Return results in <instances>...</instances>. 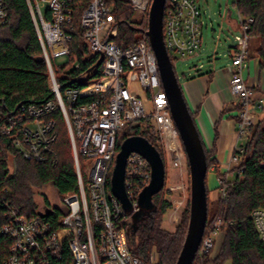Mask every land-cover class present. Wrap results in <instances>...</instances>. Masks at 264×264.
Wrapping results in <instances>:
<instances>
[{"label":"built area","instance_id":"built-area-1","mask_svg":"<svg viewBox=\"0 0 264 264\" xmlns=\"http://www.w3.org/2000/svg\"><path fill=\"white\" fill-rule=\"evenodd\" d=\"M128 1L135 14L149 19L153 0ZM200 1L166 2L164 40L173 67L179 60L199 56L203 30ZM28 2L48 68L53 99L42 105L23 106L14 113H6L0 108V167L5 162V143L17 155L9 157L8 180L17 172V157L38 164L49 162L56 165L58 158L54 146L58 135L57 120L53 116L60 113L69 135L79 190L62 197L68 213L60 228H54L47 219L39 216L27 219L6 199L5 195L10 190L5 185L0 187V202L7 209V221L0 228V233L12 241L4 264H155V258H150L148 263L131 253L127 232L122 226L128 213L111 190L114 161L119 153L118 138L135 121L152 119L160 140L166 142L162 147L167 160L174 167H180L185 160L157 59L146 32L135 44L122 48L117 43V20L108 0H90L79 22L81 37L92 54L104 56L100 67H103L102 76L92 84L63 92L57 83L55 69L66 64L57 66L56 60L70 55L72 37L67 28L72 22L74 0ZM44 4L48 5L45 13ZM8 11V0H0V28L9 21ZM254 21L253 17L244 19L239 15L245 44L235 49L231 56L230 91L238 110L240 140L256 124L257 111L263 105V101L255 99L254 88L245 78L249 67L246 57L250 38L247 33ZM91 74H83L79 79L86 83L84 78ZM133 83L138 84L143 97L130 91L129 85ZM237 161V157H233L232 163ZM89 163L90 173L85 179L84 170ZM151 180L150 163L139 153H132L127 161L125 180L131 203L130 216L139 212V197ZM220 191L224 197L225 187ZM178 209L180 204L175 213ZM172 219L178 221L177 216ZM251 219L264 241V210L254 211ZM222 227V220L217 217L208 233L204 234L198 251L200 257L214 248L215 235Z\"/></svg>","mask_w":264,"mask_h":264},{"label":"trees","instance_id":"trees-1","mask_svg":"<svg viewBox=\"0 0 264 264\" xmlns=\"http://www.w3.org/2000/svg\"><path fill=\"white\" fill-rule=\"evenodd\" d=\"M89 2L90 0H74L72 5V22L67 28L72 37L69 62L64 67L55 69L57 83L63 92L69 88L86 86L87 84L79 78L94 68L100 59L89 51L81 37L79 22ZM234 4L242 18L255 19L247 34L250 39H259L260 46L256 55L264 64V0H237ZM108 6L117 20V43L122 48L135 44L148 30V18L136 20L128 0H108ZM8 10L9 21L0 28V108L6 113H14L23 106L45 104L53 99V94L28 0H8ZM237 48L238 46L235 47ZM246 58L249 60V55ZM76 65H79V68H76ZM102 69L103 67L99 68L91 79L101 78ZM208 74L211 75L212 72ZM179 84L181 85L180 81ZM258 111L257 122L248 130L242 149L235 152L238 161L230 168L232 176L226 179V174H220V166L213 158L214 152H208L204 148L208 166V221L205 232L207 234L212 222L220 217L224 227V239L213 259L197 254L193 264H264V241L261 240L251 219L254 211L264 210V118L261 117V114H264V103ZM191 116L195 121V114L191 112ZM53 117L57 120L58 135L54 146L58 158L56 165L49 162L38 164L17 157V172L8 180L9 157L15 156L16 153L8 143L4 145L7 152H3L5 162L0 167V187L5 185L10 190L5 195L6 199L27 219L38 217L40 209L37 197L43 189L54 188L60 199L79 190L66 124L60 113ZM131 137H142L149 141L158 150L166 165L165 152L160 145L159 134L152 119L131 123L118 138V152L122 143ZM212 170L220 184L222 183L220 188L225 187L226 192L222 197L220 191V197L214 202L209 200L208 188ZM161 193L153 197L151 210L144 209L145 215L140 217L136 213L130 216L127 212V219L122 226L127 232L128 246L134 256L148 263L150 258H156L155 264H176L187 235L190 210L185 211L183 221L175 232L164 229L163 216L168 210V204L158 202ZM44 205L54 211L51 217L46 218L47 221L54 228H60V223L68 212L52 208L47 202ZM6 212L5 205L0 202V228L7 221ZM11 247L12 241L0 233V264H4L9 257Z\"/></svg>","mask_w":264,"mask_h":264},{"label":"water","instance_id":"water-1","mask_svg":"<svg viewBox=\"0 0 264 264\" xmlns=\"http://www.w3.org/2000/svg\"><path fill=\"white\" fill-rule=\"evenodd\" d=\"M167 0H153L148 19L147 36L156 56L160 79L166 92L170 112L187 156L190 171V214L187 235L176 264H193L202 244L208 221V199L206 178L208 173L207 157L200 133L191 116L179 79L168 54L164 40V12ZM44 61V58H42ZM104 56L88 71L84 78L90 81L96 71L102 66ZM81 80V79H79ZM132 153H139L151 165L152 180L150 185L139 197V208L151 210L153 197L160 194L165 186L166 169L164 159L152 144L142 137L126 139L116 156L111 186L114 196L121 202L123 208L130 213L131 203L125 189L126 167ZM54 211L46 206L38 212L41 218H49Z\"/></svg>","mask_w":264,"mask_h":264},{"label":"rangeland","instance_id":"rangeland-1","mask_svg":"<svg viewBox=\"0 0 264 264\" xmlns=\"http://www.w3.org/2000/svg\"><path fill=\"white\" fill-rule=\"evenodd\" d=\"M200 3L203 6L202 2ZM47 8L48 5L44 4V13ZM203 10L206 12V15H204L206 25L202 30V46L199 51V56L189 60H179L174 65L176 75L181 83L186 79V77H188L189 74L197 76L209 72H218L227 68L231 65V55L234 53L235 47L238 46L240 48L245 44V35L242 28L238 26L237 29H234L232 26L229 27L226 22L228 16H231V19L233 20L239 21L237 9L234 6V0H208V4H204L203 6ZM135 19L139 21L142 18L135 14ZM259 42V39L251 38L247 44V49H255L256 55V51L260 46ZM68 62V58H59L56 60V65L60 66L67 64ZM70 68H72V66ZM94 81L95 80L91 79V81H86L85 84H92ZM129 89L134 94H140L138 84L136 83L130 84ZM140 96L143 97L142 93ZM261 117L264 118V114H262ZM242 140L244 141V139ZM163 142L165 141L160 140V145H162ZM180 143L182 144L181 140ZM181 146L183 148V145ZM85 168L83 177L87 179L90 173L91 163H89V167L85 166ZM165 169V186L158 202H166V204H168V210L163 216V228L169 230L170 232H175L176 228L183 221V214L185 211L187 209L190 210V171L186 154L185 160L180 167H174L166 157ZM214 188L215 184L214 186L212 185L211 190ZM172 189L173 191H171ZM219 194L215 200H211V198L209 200L211 202L216 201L220 197ZM37 202L39 209H42L44 203L47 202L52 208H57L64 213L67 211L66 205L62 202V199L59 198L56 190L51 187L42 190L41 195L37 197ZM178 204H180V209H178L175 213L176 208H178ZM137 214L141 217L145 215V210L140 209ZM174 216H177V222H174L172 219ZM214 221L210 227L213 226ZM223 230L224 227H222L215 235L214 248L207 254L210 259H213L220 250L224 239Z\"/></svg>","mask_w":264,"mask_h":264},{"label":"crops","instance_id":"crops-1","mask_svg":"<svg viewBox=\"0 0 264 264\" xmlns=\"http://www.w3.org/2000/svg\"><path fill=\"white\" fill-rule=\"evenodd\" d=\"M200 2L203 6L208 4V0ZM203 6L201 5V20L204 28L206 12ZM226 22L234 29L241 27L239 21L231 19V16H228ZM248 55L251 57L247 60L249 67L245 78L254 88L255 99L264 103V65L260 57L255 55V49L250 48ZM188 76L191 79H185L181 87L190 111L195 114V123L203 146L208 152H214L213 158L220 166V174H227V170L233 165L232 159L235 157V152L242 149L245 143L238 138V110L233 103L230 91L231 65L221 71L212 72L211 75L206 73ZM228 175L232 176V173ZM208 183L209 196L211 200H215L220 191V184L213 170L209 174ZM214 184L215 188L211 190Z\"/></svg>","mask_w":264,"mask_h":264},{"label":"bare ground","instance_id":"bare-ground-1","mask_svg":"<svg viewBox=\"0 0 264 264\" xmlns=\"http://www.w3.org/2000/svg\"><path fill=\"white\" fill-rule=\"evenodd\" d=\"M44 206H45V205H44ZM44 206H43V207H44Z\"/></svg>","mask_w":264,"mask_h":264}]
</instances>
